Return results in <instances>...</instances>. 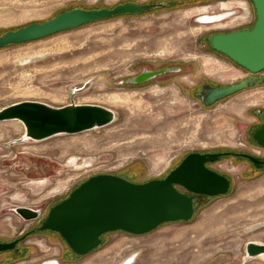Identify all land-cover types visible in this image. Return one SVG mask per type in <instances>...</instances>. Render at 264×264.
<instances>
[{"label": "rangeland", "instance_id": "374dc122", "mask_svg": "<svg viewBox=\"0 0 264 264\" xmlns=\"http://www.w3.org/2000/svg\"><path fill=\"white\" fill-rule=\"evenodd\" d=\"M124 1L0 0V34L71 7ZM132 1L163 5L0 48V108L22 100L53 106L74 101L115 112L107 125L32 141L12 142L24 125L0 121V241L26 233L17 250L0 251V264L49 258L59 264H118L130 254L132 264H264L262 256L245 253L248 240L264 242V168L243 171L248 162L231 155L211 163L229 176L228 191L198 197L189 220L143 234L104 233L84 255L73 254L57 232L37 228L49 208L90 175L107 172L142 182L165 176L189 152L255 149L244 136L257 122L255 111L264 108V80L211 105L197 97L202 83L228 84L250 75L207 41L211 32L250 25V1ZM205 13L228 16L206 23L198 19ZM163 66L181 71L138 84L120 82L143 68ZM257 75L264 77V69ZM18 205L40 209V217L22 219L13 210Z\"/></svg>", "mask_w": 264, "mask_h": 264}, {"label": "water", "instance_id": "95a60500", "mask_svg": "<svg viewBox=\"0 0 264 264\" xmlns=\"http://www.w3.org/2000/svg\"><path fill=\"white\" fill-rule=\"evenodd\" d=\"M250 1L255 10V20L250 27L215 31L209 34L207 40L211 49L225 55L250 75L234 83H202L197 97L205 105H211L264 80V77L257 75L264 69V0ZM162 5V2L140 3L128 0L110 7H71L43 21H33L4 31L0 34V48L40 39L116 15L143 13ZM180 68H143L120 82L143 83L166 73L179 72ZM75 91V88L71 90L72 93ZM255 113L260 120H264V111ZM12 119L19 120L24 125L21 137L12 140L19 142L101 127L111 123L115 119V113L97 103L71 101L62 106H53L36 100H22L0 108V121ZM253 138L264 146V124L254 131ZM220 154L189 152L165 176L142 182L107 172L90 175L66 197L52 205L37 228L57 232L72 252L83 255L95 249L101 243V235L107 232L120 230L130 234H143L165 222L189 220L194 211L195 193L214 196L225 194L229 189V179L205 165L208 161L218 159ZM245 156L255 166H259L261 161L258 157ZM177 185L194 194L182 191ZM13 210L24 220L40 217L38 208L18 205ZM25 236L26 233L10 241H0V251L16 250L17 243ZM245 253L247 256L264 253V242L248 240ZM132 261V257L127 256L120 264H130ZM36 264H59V260L49 258Z\"/></svg>", "mask_w": 264, "mask_h": 264}, {"label": "flooded vegetation", "instance_id": "af4514ba", "mask_svg": "<svg viewBox=\"0 0 264 264\" xmlns=\"http://www.w3.org/2000/svg\"><path fill=\"white\" fill-rule=\"evenodd\" d=\"M250 1V0H249ZM250 3L252 4V2L250 1ZM252 6H253V4H252ZM252 11H253V21H252V23L250 24V25H247V26H243V27H250L252 24H253V22H254V20H255V10H254V7H253V9H252ZM206 14V13H205ZM205 14H202V15H205ZM206 15H216V16H218L219 17V19H217L216 21H213L214 23H218L219 21H221L223 18H225L226 16H228V13H216V14H206ZM207 23V22H206ZM243 27H241V28H243ZM215 32V31H214ZM212 33V32H211ZM209 36V35H208ZM212 84V83H211ZM200 87V86H199ZM199 89V88H198ZM261 111H264V108H262V110ZM263 116H264V114H263ZM256 119H257V122L256 123H254V127H253V129L251 130V131H249L248 132V134L246 133V135L247 136H244V138L247 140L246 142L248 143V145H250L251 147H255V149H253V150H251V149H249V148H241V149H238V150H228V149H224V150H216V151H198V152H200V153H203V152H215V153H221L220 155H219V157H218V159H216V160H214V161H208V162H206L205 163V165L207 166V167H210L211 169H213V170H215V171H217L218 173H220V171H218V170H216V169H214V168H212L211 167V163H213V162H215V161H217V160H219L221 157H223V156H229V155H231L230 156V158H239V159H243V160H246L247 162H248V164H247V167L243 170V171H245V170H249V169H251L250 168V166H252V167H256V169H262V168H264V162H262V161H264V146H261V145H259L256 141H255V139L253 138V133H254V131L256 130V129H258L262 124H264V120H260V118H259V115H257L256 116ZM254 155V156H256V157H258L259 158V161H261V162H259V166H255V164L248 158V156H245V155ZM181 161V160H180ZM179 161V162H180ZM178 162V163H179ZM177 163V164H178ZM176 164V165H177ZM175 165V166H176ZM174 166V167H175ZM173 167V168H174ZM173 168H171V169H173ZM170 169V170H171ZM169 170V171H170ZM221 174H223V175H226V174H224L223 172L221 173ZM226 177L228 178V179H230L229 178V176L228 175H226ZM229 182H230V180H229ZM177 187L179 188V189H181L182 191H185V192H187L188 194H194V193H192V192H189V191H187V190H185L182 186H180V185H177ZM194 196H195V198H194V201H196V199L198 198V197H202V196H207V195H204V194H199V193H195L194 194ZM60 201V200H59ZM47 214V213H46ZM46 216V215H45ZM44 216V217H45ZM44 218H42L41 220H43ZM108 233V232H107ZM101 241H102V239H101ZM17 250V249H16ZM73 254H75L74 252H72ZM75 255H77V254H75ZM84 255V254H83Z\"/></svg>", "mask_w": 264, "mask_h": 264}, {"label": "bare ground", "instance_id": "6f19581e", "mask_svg": "<svg viewBox=\"0 0 264 264\" xmlns=\"http://www.w3.org/2000/svg\"><path fill=\"white\" fill-rule=\"evenodd\" d=\"M198 19L200 20V21H202V22H213V21H216L217 19H219V17L218 16H216V15H201V16H199L198 17ZM145 69H150V68H145ZM181 69V68H180ZM154 79V78H153ZM151 80V79H150ZM149 81V80H148ZM89 82V81H88ZM75 89L77 90L78 88L77 87H75ZM119 95V94H118ZM123 97V96H122ZM116 98V97H115ZM112 99V98H111ZM115 101V100H114ZM76 103V102H75ZM115 113V112H114ZM12 120H15V119H12ZM59 134H62V133H59ZM24 140H31V139H24ZM32 141V140H31ZM74 141V140H73ZM72 141V142H73ZM75 144H77V143H75ZM43 157V156H42ZM85 158H87V157H85ZM84 158V159H85ZM89 158V157H88ZM91 158V157H90ZM45 159V158H44ZM72 159V158H71ZM70 159V160H71ZM69 160V159H68ZM95 160V159H94ZM72 161V160H71ZM99 161V160H98ZM73 162V161H72ZM91 163H92V161H90ZM12 163V162H11ZM90 163V164H91ZM17 164V163H16ZM25 164H27V161L25 160ZM71 164V163H70ZM67 165H68V163H67ZM62 166V165H61ZM70 166V165H69ZM87 166V165H86ZM81 167V166H80ZM62 168V167H61ZM69 168V167H68ZM60 169V168H59ZM71 169V168H70ZM62 170V169H61ZM19 171H20V169H19ZM56 171V170H55ZM21 173H23L22 171H21ZM60 173V172H59ZM25 175V174H24ZM52 176V175H51ZM28 178V177H27ZM42 180H43V178H42ZM48 180H50V179H48ZM39 181H41V180H39ZM46 181H47V179H46ZM32 185V184H31ZM230 187V186H229ZM32 189V188H31ZM208 196V195H207ZM214 196H216V195H214ZM205 197V196H204ZM257 204V203H256ZM194 206V205H193ZM263 207V206H262ZM193 213H194V211H193ZM193 216V215H192ZM205 219V218H204ZM201 222H203V221H201ZM201 225H202V223H201ZM202 227V226H201ZM117 231H120V230H117ZM112 232V231H111ZM147 233V232H146ZM129 256H131L132 257V259H133V261L130 263V264H132L134 261H135V255H133V254H130ZM245 256V255H244ZM263 257L264 258V253H261V254H259V255H257V257ZM247 257H249V256H247ZM244 258V257H243ZM125 259V258H124ZM124 259H122L118 264H120ZM36 264V263H35Z\"/></svg>", "mask_w": 264, "mask_h": 264}]
</instances>
